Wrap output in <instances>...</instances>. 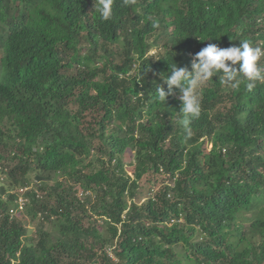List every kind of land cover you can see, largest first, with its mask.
<instances>
[{"label": "trees", "instance_id": "trees-1", "mask_svg": "<svg viewBox=\"0 0 264 264\" xmlns=\"http://www.w3.org/2000/svg\"><path fill=\"white\" fill-rule=\"evenodd\" d=\"M96 4L0 0V264H264V82L213 77L191 138L157 98L210 43L264 48V0Z\"/></svg>", "mask_w": 264, "mask_h": 264}, {"label": "clouds", "instance_id": "clouds-1", "mask_svg": "<svg viewBox=\"0 0 264 264\" xmlns=\"http://www.w3.org/2000/svg\"><path fill=\"white\" fill-rule=\"evenodd\" d=\"M114 0H97L96 11L102 21L111 19L113 15ZM125 6L134 4L135 0H122ZM153 28H159V22H152ZM264 57V48L253 46L251 41L244 39L239 46L222 48L218 44L210 43L199 52L191 56L189 67H178L172 63L169 66L170 75L166 78L168 91L158 88V100L161 104L166 97L178 90L181 101L180 112L182 118L179 121L184 129L186 138L192 136V122L198 120L202 110V86L220 75L221 82L231 85L233 89H239L241 85L251 91L256 87V82H264V67L259 64ZM27 190L28 187H21ZM18 197L23 196L20 191ZM18 199V198H17ZM17 199L10 210V216L14 217L15 211L22 209L27 204L28 198L22 208H18Z\"/></svg>", "mask_w": 264, "mask_h": 264}, {"label": "rangeland", "instance_id": "rangeland-1", "mask_svg": "<svg viewBox=\"0 0 264 264\" xmlns=\"http://www.w3.org/2000/svg\"><path fill=\"white\" fill-rule=\"evenodd\" d=\"M212 143L213 142H204L203 147L206 149V151H209L212 148ZM125 158L129 159L128 156H125ZM126 170H127L128 174H131V170L132 169H131V167L129 165L126 166ZM145 178H146V175H145V177L142 180H144ZM29 180H30V184L28 186V190L30 188H35V184L39 183V182H36L33 173H30ZM8 181H9V179L7 178V175L0 173V186L1 185H5V186L9 187L10 181L9 182ZM16 187L17 186H15L14 189ZM11 191H13V189H11ZM15 191L19 192V193L21 191V193H23L25 191V188L21 190V188L18 187V188L15 189ZM78 195H79V193H78ZM139 200L142 201L143 200V196H141V198ZM27 201L29 202V200H27ZM28 202H27V205L24 208L18 209V212L17 211L14 212L15 213L14 217L18 218V220H20L23 223V225L27 228V236L28 237L25 238L26 240L28 238L35 237L36 230L38 229V226H40L42 223L47 228L49 227V223L45 222V220L43 221L40 216H32V214L30 212H28V208H29V206H28L29 203Z\"/></svg>", "mask_w": 264, "mask_h": 264}, {"label": "built area", "instance_id": "built-area-1", "mask_svg": "<svg viewBox=\"0 0 264 264\" xmlns=\"http://www.w3.org/2000/svg\"><path fill=\"white\" fill-rule=\"evenodd\" d=\"M25 202H26V198H24L23 196L18 197V199H17L18 208H22L24 206Z\"/></svg>", "mask_w": 264, "mask_h": 264}]
</instances>
